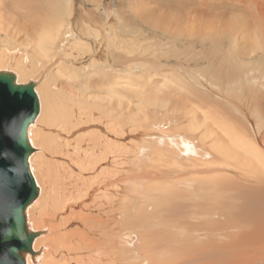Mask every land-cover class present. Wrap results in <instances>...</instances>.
I'll return each mask as SVG.
<instances>
[{"label":"bare ground","instance_id":"1","mask_svg":"<svg viewBox=\"0 0 264 264\" xmlns=\"http://www.w3.org/2000/svg\"><path fill=\"white\" fill-rule=\"evenodd\" d=\"M105 1L0 0L39 105L25 264H264V0Z\"/></svg>","mask_w":264,"mask_h":264},{"label":"water","instance_id":"2","mask_svg":"<svg viewBox=\"0 0 264 264\" xmlns=\"http://www.w3.org/2000/svg\"><path fill=\"white\" fill-rule=\"evenodd\" d=\"M39 111L33 84L17 85L9 73H0V264H25L34 254L36 233L27 229L25 210L37 198L30 173L32 153L27 129Z\"/></svg>","mask_w":264,"mask_h":264},{"label":"rangeland","instance_id":"3","mask_svg":"<svg viewBox=\"0 0 264 264\" xmlns=\"http://www.w3.org/2000/svg\"><path fill=\"white\" fill-rule=\"evenodd\" d=\"M145 1L151 2V6H153L154 8L157 7L158 3H161L163 6H167L166 8H170V6L174 7L176 2H178L179 0H145ZM181 1H183V0H181ZM105 2H106V4H110L111 11H113L112 20L119 23L121 25V28H124V20L122 19V17L119 14V10L122 8L124 0L121 2L119 0H106ZM181 7L182 6H180V8ZM85 9L90 10V8H88V7H86ZM126 16L128 17V14ZM110 23H112V21H110ZM131 24H132V22L129 23V25H131Z\"/></svg>","mask_w":264,"mask_h":264}]
</instances>
